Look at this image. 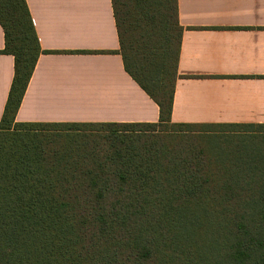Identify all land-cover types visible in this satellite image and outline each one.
Segmentation results:
<instances>
[{
	"label": "trees",
	"instance_id": "16d2710c",
	"mask_svg": "<svg viewBox=\"0 0 264 264\" xmlns=\"http://www.w3.org/2000/svg\"><path fill=\"white\" fill-rule=\"evenodd\" d=\"M111 1L124 69L157 122H15L47 51L26 1L0 0V53L14 60L0 118V264H264V124L172 123L176 0ZM213 127L240 129H202Z\"/></svg>",
	"mask_w": 264,
	"mask_h": 264
},
{
	"label": "crops",
	"instance_id": "0c3cea01",
	"mask_svg": "<svg viewBox=\"0 0 264 264\" xmlns=\"http://www.w3.org/2000/svg\"><path fill=\"white\" fill-rule=\"evenodd\" d=\"M25 1L47 52L38 57L15 122L158 121V106L124 69L111 0ZM176 6L182 34L170 121L264 124V0ZM13 73V56L0 53V118Z\"/></svg>",
	"mask_w": 264,
	"mask_h": 264
},
{
	"label": "rangeland",
	"instance_id": "374dc122",
	"mask_svg": "<svg viewBox=\"0 0 264 264\" xmlns=\"http://www.w3.org/2000/svg\"><path fill=\"white\" fill-rule=\"evenodd\" d=\"M195 130H200L201 128H194ZM202 129H208L209 131L212 132H230V131H235L238 130L240 128H232V127H213V128H202ZM218 134V133H217ZM223 137L217 138L219 141H222Z\"/></svg>",
	"mask_w": 264,
	"mask_h": 264
}]
</instances>
